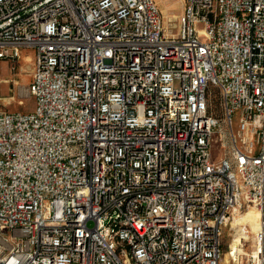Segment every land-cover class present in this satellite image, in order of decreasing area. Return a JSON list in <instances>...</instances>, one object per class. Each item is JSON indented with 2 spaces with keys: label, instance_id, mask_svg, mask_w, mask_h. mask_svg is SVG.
Listing matches in <instances>:
<instances>
[{
  "label": "built area",
  "instance_id": "obj_1",
  "mask_svg": "<svg viewBox=\"0 0 264 264\" xmlns=\"http://www.w3.org/2000/svg\"><path fill=\"white\" fill-rule=\"evenodd\" d=\"M174 17L0 0V65L32 51L35 100L0 106V264H222L249 209L260 229L231 262L264 264V0Z\"/></svg>",
  "mask_w": 264,
  "mask_h": 264
},
{
  "label": "rangeland",
  "instance_id": "obj_2",
  "mask_svg": "<svg viewBox=\"0 0 264 264\" xmlns=\"http://www.w3.org/2000/svg\"><path fill=\"white\" fill-rule=\"evenodd\" d=\"M156 1L164 13L166 24L170 25L169 20H173L172 25H176L177 19L174 15L183 11V0ZM29 55L34 57L32 51L29 52ZM32 71L33 62L29 56L23 57L16 63L3 62L0 65V106L4 111L26 113L34 111L35 100L29 93ZM213 158L215 161L220 158V150L216 144L213 146ZM232 225L236 233L232 227H229L225 233L222 264H232L228 253L233 241L242 240L244 242L246 239L249 247L253 245L256 230L251 223L235 220Z\"/></svg>",
  "mask_w": 264,
  "mask_h": 264
},
{
  "label": "bare ground",
  "instance_id": "obj_3",
  "mask_svg": "<svg viewBox=\"0 0 264 264\" xmlns=\"http://www.w3.org/2000/svg\"><path fill=\"white\" fill-rule=\"evenodd\" d=\"M166 14H167V11H166ZM235 220L236 221L240 220V221H243L246 223H251L252 226L254 227V229L256 230V232H258V230L260 229V226H261V222H260L261 221V213L256 209H249L245 213H240V214L236 215L233 222ZM233 222H232V224H233ZM232 224H231V226L233 227ZM248 225H250V224H248ZM240 241L242 242V240H237V241L232 242L231 247L233 250H237V244H239ZM245 242H247L246 239H245ZM228 254H229V259H231V254L230 253H228Z\"/></svg>",
  "mask_w": 264,
  "mask_h": 264
},
{
  "label": "crops",
  "instance_id": "obj_4",
  "mask_svg": "<svg viewBox=\"0 0 264 264\" xmlns=\"http://www.w3.org/2000/svg\"><path fill=\"white\" fill-rule=\"evenodd\" d=\"M158 3V2H157ZM183 13V11L182 12H179L178 14H176V15H174V16H180L181 14ZM28 57L29 56V58L31 57V59H32V55H29V53H25L24 54V57Z\"/></svg>",
  "mask_w": 264,
  "mask_h": 264
}]
</instances>
